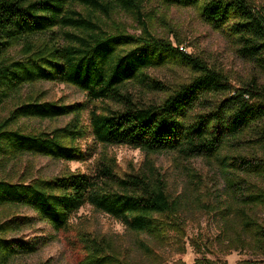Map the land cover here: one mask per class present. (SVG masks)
I'll return each instance as SVG.
<instances>
[{
  "label": "trees",
  "instance_id": "obj_1",
  "mask_svg": "<svg viewBox=\"0 0 264 264\" xmlns=\"http://www.w3.org/2000/svg\"><path fill=\"white\" fill-rule=\"evenodd\" d=\"M145 1L0 0V264H18L19 258L56 239L54 234L25 239L15 233L38 221L57 232L68 231L71 217L86 204L157 242L170 230L182 229L187 199L172 196L152 165L124 175L104 157L92 173L45 176L35 174L31 165L22 171L16 167L26 154L90 159L94 145L84 149L78 144L88 134L106 147L219 160L229 186L240 188L234 209L228 206L227 223L238 230L240 242L264 254V5L257 7L252 0H163L168 7L195 8L255 66L257 73L235 86L223 70L181 50L179 36L172 41L169 35L153 33ZM122 14L135 20L139 33L128 31L119 20ZM166 66L193 74L160 102L136 101L131 93L135 83L168 91L148 73ZM41 81L75 86L89 101L107 104L90 110L88 131L80 122L86 102L45 100L44 92L24 91ZM69 115L71 121L52 130L24 127V120ZM233 143L241 145V152L233 155L228 149L223 154ZM21 207L34 214L17 213ZM78 240L84 254L78 264H135L114 236L85 233ZM141 245L152 252L150 245ZM191 264L217 263L204 256Z\"/></svg>",
  "mask_w": 264,
  "mask_h": 264
},
{
  "label": "rangeland",
  "instance_id": "obj_2",
  "mask_svg": "<svg viewBox=\"0 0 264 264\" xmlns=\"http://www.w3.org/2000/svg\"><path fill=\"white\" fill-rule=\"evenodd\" d=\"M257 7L264 5V0H252ZM145 11L151 16L150 26L153 33L168 36L175 41L179 36L189 52L202 57L212 67L223 70L235 86L249 80L257 73L255 66L242 58L236 52L234 44L217 30L205 23L198 11L192 7H168L163 0H146ZM120 21L124 22L130 33H139L135 20L128 14H122ZM148 73L156 80L164 83L167 90L131 85V93L138 102H160L177 84L188 81L193 74L180 66L151 68ZM44 92L45 100L63 103L86 102L87 108L81 113L80 122L89 131L90 110L93 107L102 109L105 103L91 102L85 93L77 87L60 82L41 81L27 86ZM110 104V103H108ZM112 105V104H110ZM3 111V108H0ZM7 113L4 112V116ZM73 115L55 119L24 120L28 130H52L66 125ZM82 148L94 145V154L84 161L55 160L41 155L26 154L19 159L16 166L22 171L31 165L35 174L54 176L67 171H82L92 173L101 158L115 162L118 173L138 172L153 166L156 172L165 179L172 196L187 199L181 212L184 225L182 229L175 228L167 233L161 242L154 241L146 234H137L125 228L121 221L109 214L86 204L73 214L70 220V230L57 232L48 223L38 221L35 225L15 233L13 236L29 238L35 235H56L39 252L18 259V264H38L50 260L51 264H78L83 257L79 243L82 234L114 236L120 240L122 252L129 256L135 264H191L201 257H208L217 264H264V254L240 242L238 230L230 226L226 218L229 215L228 206L234 209V196L240 188L233 190L227 181L224 166L215 158L198 156L190 159L183 157L178 151L161 153H146L140 149L126 145L103 146L94 143L91 134L80 139ZM244 148V147H243ZM236 155L241 145L233 143L224 149L223 154ZM227 162L233 161L226 159ZM235 181L239 176L232 175ZM240 183L235 186L238 188ZM21 215H33L31 209L17 208ZM264 218V212L260 211ZM2 216L0 215V219ZM141 242L150 245L152 252H147Z\"/></svg>",
  "mask_w": 264,
  "mask_h": 264
},
{
  "label": "built area",
  "instance_id": "obj_3",
  "mask_svg": "<svg viewBox=\"0 0 264 264\" xmlns=\"http://www.w3.org/2000/svg\"><path fill=\"white\" fill-rule=\"evenodd\" d=\"M180 49L183 50V51H188V49L184 45H181Z\"/></svg>",
  "mask_w": 264,
  "mask_h": 264
}]
</instances>
